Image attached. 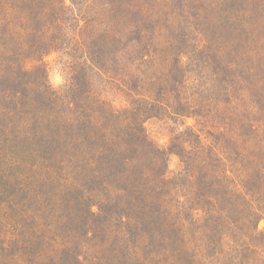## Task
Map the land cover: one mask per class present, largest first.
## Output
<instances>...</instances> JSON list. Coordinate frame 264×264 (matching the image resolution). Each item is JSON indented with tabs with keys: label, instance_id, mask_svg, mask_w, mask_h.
Instances as JSON below:
<instances>
[{
	"label": "rangeland",
	"instance_id": "374dc122",
	"mask_svg": "<svg viewBox=\"0 0 264 264\" xmlns=\"http://www.w3.org/2000/svg\"><path fill=\"white\" fill-rule=\"evenodd\" d=\"M263 80L264 0H0V264H264Z\"/></svg>",
	"mask_w": 264,
	"mask_h": 264
},
{
	"label": "trees",
	"instance_id": "16d2710c",
	"mask_svg": "<svg viewBox=\"0 0 264 264\" xmlns=\"http://www.w3.org/2000/svg\"><path fill=\"white\" fill-rule=\"evenodd\" d=\"M43 6H44V10H45V8H46V5H44L43 4ZM40 10V9H39ZM44 10L43 11H41L40 10V12H39V16L41 17V19L42 20H44V18H45V15H47L48 14V16H50V15H52L53 14V11H51V9H48L47 10V12L45 13L44 12ZM50 11V12H49ZM49 12V13H48ZM45 13V14H44ZM52 13V14H51ZM50 18V17H49ZM48 20V19H47ZM4 46H8L6 43L4 44ZM49 48H51V47H49ZM49 48H43V49H49ZM53 49V48H52ZM231 67L230 66H228V68H227V70H228V72L231 70L230 69ZM243 70H241V72H240V76H244L245 78H246V80L249 82V81H251V79H252V76H249V73H247V72H242ZM247 73V74H246ZM228 81H229V83L231 82L232 83V79L231 78H228ZM228 81H226V82H228ZM228 83V84H229ZM257 93H259V94H261V99H262V102H261V105L264 107V80L262 81V84H261V87L259 88V90L257 91ZM89 136H91L93 139H91L90 137H88L87 135H86V137L85 136H82L81 138L79 137V138H77V143H83V142H88V146L90 147V149L92 148V149H95V150H97V152L96 153H98V154H100V152L101 151H99V150H104V146H103V144H99V145H97L96 143H97V141L99 142L100 140H99V138H97V136H95V134H89ZM57 139L59 140L60 139V137H57ZM94 139H96V140H94ZM95 142V143H94ZM98 148H99V150H98ZM107 148V147H106ZM108 151V152H107ZM103 154L104 153H109V154H111L112 153V151L109 149V148H107V150H104L103 152H102ZM97 154V155H98ZM93 159V158H92ZM94 165H96V166H94ZM92 170L94 171V175L96 176V177H99L100 176V179H102L103 178V176L101 175L102 173H105L106 172V170H107V168H105L103 165L102 166H98L97 164H95V163H93V166H92ZM105 171V172H104ZM108 172V171H107ZM37 191H39V189L37 190ZM116 203H118V202H115L114 204H111L112 206L113 205H116ZM14 205H15V209L17 210V212H18V210H21L22 211V208H23V206H22V208H21V206H20V204H19V202H17V203H14ZM24 211H25V208H24ZM23 211V212H24ZM42 211H43V209H42ZM28 212H32V211H28ZM42 213V212H41ZM41 213H40V215H41ZM39 214H38V217L40 216ZM34 216V215H33ZM240 246H241V244H238L237 246H233L232 247V245L230 246V248L232 247V251L233 252H235V253H241V254H243V252H242V250H240ZM216 254H219L218 252L216 253ZM241 256V255H240Z\"/></svg>",
	"mask_w": 264,
	"mask_h": 264
}]
</instances>
